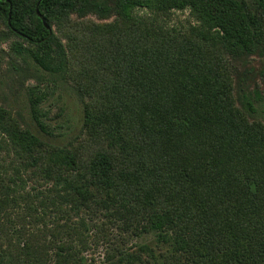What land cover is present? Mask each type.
Masks as SVG:
<instances>
[{"label":"trees","instance_id":"trees-1","mask_svg":"<svg viewBox=\"0 0 264 264\" xmlns=\"http://www.w3.org/2000/svg\"><path fill=\"white\" fill-rule=\"evenodd\" d=\"M252 1L0 0L20 57L66 78L84 58L117 75L101 86L102 106L86 103L88 146L48 145L0 106V264H88L117 223L170 245L162 264H264V121L252 118L250 97L239 104L228 67L260 42L264 0ZM144 10L154 19L188 10L194 25L166 33ZM90 15L115 21L82 22L93 43L78 56L58 33L84 30L73 17ZM78 72L85 99L93 87ZM44 101L32 92L31 117L49 134ZM21 173L47 190L20 193ZM102 215L110 220L97 222ZM151 251L115 245L105 262L151 264Z\"/></svg>","mask_w":264,"mask_h":264},{"label":"rangeland","instance_id":"rangeland-1","mask_svg":"<svg viewBox=\"0 0 264 264\" xmlns=\"http://www.w3.org/2000/svg\"><path fill=\"white\" fill-rule=\"evenodd\" d=\"M246 1L253 6L252 0ZM138 16L147 18L146 21L151 26L161 28L166 33H185L194 25L193 20L189 17L188 10L173 11L170 19H157L156 17L154 19V16L145 10L138 11ZM73 21L79 25V28L84 30L72 33L71 30L66 29L58 34L68 46L71 43L75 47L74 52L81 56V49L83 47L89 48L90 42L92 41L93 43V32L83 26L82 22L106 25L114 23L115 20L114 17L100 20L90 15L85 19L73 17ZM55 30H57L56 27ZM71 36L73 37L71 38ZM15 42H18L17 39L0 22V106L10 111L15 118L21 120L22 124H27L31 127L32 131L48 145L63 149L80 147L82 143L87 146L92 144V138L88 136L84 126L85 107L86 103L88 105L92 99L95 102L99 100L101 106L104 101L106 102L105 99H102L105 94L101 86L106 79L117 78L111 67L105 64L95 70L93 63L96 61L93 59L89 61V59L84 58L80 62L74 63V69L71 70L69 78L64 75H51L42 71L27 57L23 58L15 53L13 47ZM112 42L115 46L118 45L117 40L112 39ZM112 48L114 49V46ZM87 54L88 57L92 55L89 51H87ZM228 63L239 104L243 107L244 96L250 97L255 109V114L252 118L264 121V30L262 31L260 42H258L253 53L230 56ZM79 70H84L86 75V77L83 76L85 78L80 82L84 81L85 83L88 81L93 87L90 92L89 89L87 90L88 94L86 96L88 97L85 99L81 95L83 92L79 89V85L77 86L78 88L75 87L77 77L81 73L78 72ZM33 91L36 95H45V101L41 104V108L47 115L44 121L49 127V134L41 132L31 117L30 97ZM246 97L245 99H247ZM6 162L10 163L11 159L8 158ZM20 176H22L24 181L26 180V185L21 186L23 189L19 188V192L22 194L31 192L33 196L37 192L45 191L48 188L46 185L40 187L39 184L34 182L33 178H30L25 173H21ZM16 180L19 179L16 178ZM21 183L22 181H18V184ZM21 202L25 208L30 203L28 201ZM18 211L25 216V212ZM47 219L50 225L54 224L53 228H55V223L53 222L55 219L53 217ZM103 220L109 221L110 219L102 215L97 219V222ZM88 224L92 228L91 220H89ZM118 224L121 228L117 227ZM117 225L111 227L106 235V239L112 240L111 243L108 244L107 241H102L98 246H92V249L87 251L88 264H106V254L115 245H119L126 252L136 251L141 246L149 245L152 248L149 253L151 264H162V256L169 251L170 245H159L156 236L153 234H139L133 232V228L127 227L123 223H117ZM53 231L58 233L59 229L56 228ZM92 233L93 228L90 236H92ZM13 235L14 242H16L19 236Z\"/></svg>","mask_w":264,"mask_h":264},{"label":"water","instance_id":"water-1","mask_svg":"<svg viewBox=\"0 0 264 264\" xmlns=\"http://www.w3.org/2000/svg\"><path fill=\"white\" fill-rule=\"evenodd\" d=\"M39 14V13H38Z\"/></svg>","mask_w":264,"mask_h":264}]
</instances>
